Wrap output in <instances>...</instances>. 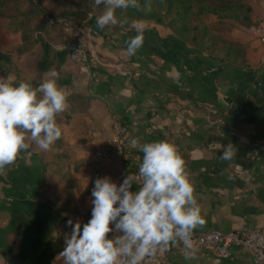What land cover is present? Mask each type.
Listing matches in <instances>:
<instances>
[{
	"label": "crops",
	"instance_id": "1",
	"mask_svg": "<svg viewBox=\"0 0 264 264\" xmlns=\"http://www.w3.org/2000/svg\"><path fill=\"white\" fill-rule=\"evenodd\" d=\"M246 1L253 26L245 28L248 38H231L243 49L236 65L157 26L125 32L99 27L93 18L85 24L88 73L81 74L66 56L57 70L58 83L69 93L57 117L61 137L47 150L28 139L29 147L0 169V264H63L59 253L71 232L66 222H87L94 180L106 175L91 153L111 140L117 125L127 130L129 172H138L143 155L132 138L166 139L177 146L205 220L194 232L264 229V149L256 145L264 138V71L252 36L264 20V0ZM137 31L143 43L129 55L126 41ZM33 53L11 59L17 69L7 75L11 82L37 80L42 54ZM229 142L235 156L222 160V145ZM168 246L173 264H254L241 247L221 260L198 248L186 257L178 242Z\"/></svg>",
	"mask_w": 264,
	"mask_h": 264
},
{
	"label": "clouds",
	"instance_id": "2",
	"mask_svg": "<svg viewBox=\"0 0 264 264\" xmlns=\"http://www.w3.org/2000/svg\"><path fill=\"white\" fill-rule=\"evenodd\" d=\"M104 10L99 27L116 24L117 9L139 7L140 0H95ZM143 43L141 31L126 41V52L135 54ZM59 73L49 69L47 78L11 82L0 77V169L29 147L31 139L47 150L62 135L57 117L67 107L68 91L58 83ZM131 145L142 152L138 173H128L117 184L109 176L94 180L91 215L87 222H73L59 256L63 264H142L169 243L182 242L185 256L194 254L191 233L205 223L194 196V184L177 146L166 139ZM219 158L231 160L236 147L222 145ZM138 184L136 190H130ZM111 233V236L109 235Z\"/></svg>",
	"mask_w": 264,
	"mask_h": 264
},
{
	"label": "trees",
	"instance_id": "3",
	"mask_svg": "<svg viewBox=\"0 0 264 264\" xmlns=\"http://www.w3.org/2000/svg\"><path fill=\"white\" fill-rule=\"evenodd\" d=\"M19 1V0H17ZM95 0H74L76 10L62 12L60 16L75 24L87 19L92 9L88 3ZM27 3V7H25ZM96 7L104 10V5ZM0 16L10 19L13 31L12 53L17 56L28 53L36 43L31 22L36 18H48L42 8L32 0H0ZM117 23L112 24L125 32L134 30L138 23L153 24L169 30L177 39L206 53L221 63L236 65L242 59V45L225 35L228 29L252 28V8L246 0H140L139 7L116 10ZM70 22V21H69ZM42 56L37 62L41 74L49 69H59L65 53L42 46ZM11 53V54H12ZM11 54L0 51V71L11 63Z\"/></svg>",
	"mask_w": 264,
	"mask_h": 264
},
{
	"label": "built area",
	"instance_id": "4",
	"mask_svg": "<svg viewBox=\"0 0 264 264\" xmlns=\"http://www.w3.org/2000/svg\"><path fill=\"white\" fill-rule=\"evenodd\" d=\"M59 23L63 26L64 31L71 36L69 41L63 44L61 51L65 53L66 58L77 67L81 74H87L89 57L85 24H75L69 21ZM252 36L260 47V64L264 71V20L254 26ZM126 136V128L117 125L114 127L111 140L104 147L97 148L91 153V160L96 164L105 166L106 175L117 184L122 182L124 176L129 173ZM256 145L258 148L264 149V138H260ZM109 235L111 236V233ZM191 238L193 248L204 250L214 258L226 260L234 248L241 247L252 254L254 264H264V229L262 228L243 226L232 231L215 229L206 233L192 231ZM177 242L183 245L179 240ZM168 247L162 251L158 250L151 257H146L142 264H173L169 259Z\"/></svg>",
	"mask_w": 264,
	"mask_h": 264
},
{
	"label": "rangeland",
	"instance_id": "5",
	"mask_svg": "<svg viewBox=\"0 0 264 264\" xmlns=\"http://www.w3.org/2000/svg\"><path fill=\"white\" fill-rule=\"evenodd\" d=\"M15 0H13L14 2ZM36 4H38L42 10L45 12L48 18H40L36 17L30 24V28L34 29L33 39L36 42L32 50L28 53L37 54L40 56L42 54V46L43 44H47L51 50L58 51L61 50L64 43L68 42L71 36L67 34L63 26L59 22L63 21H70L68 18H63L60 16L62 12L67 11H74L76 10V6L73 5L74 0H32ZM16 2H21V0ZM25 7H27V3H25ZM88 8L92 9V11L88 14L86 20L81 21V23L86 24L91 18H93L96 22V18L98 15L102 13L103 10H99L96 5L95 1H90L88 3ZM10 19L0 16V51L4 53H12L13 47V31L12 28L9 26ZM108 26L112 24H107ZM140 25H153V24H146V23H138L135 24L134 27H139ZM157 26V25H153ZM159 28L165 29V27L157 26ZM238 29H228L225 31V35L229 38L233 37H245L248 38V32L245 28H242V32ZM167 30V29H166ZM169 31V30H167ZM170 32V31H169ZM173 35V34H172ZM233 36V37H232ZM19 56L12 53L11 59L16 60ZM11 64V63H10ZM8 65V69L5 71H0V77H7L8 73L14 74L17 72L15 65L11 64ZM6 67V68H7Z\"/></svg>",
	"mask_w": 264,
	"mask_h": 264
}]
</instances>
